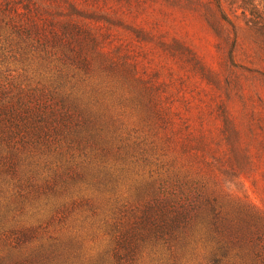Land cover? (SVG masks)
<instances>
[{"label":"trees","instance_id":"16d2710c","mask_svg":"<svg viewBox=\"0 0 264 264\" xmlns=\"http://www.w3.org/2000/svg\"><path fill=\"white\" fill-rule=\"evenodd\" d=\"M110 1L0 0V264H146L134 256L148 240L173 259L155 264L198 249L204 264H264V204L242 191L264 175V100L236 62L241 33L264 54V0H185L229 48L219 72ZM187 83L208 89L216 136L175 105ZM132 168L141 215L125 227L115 199L104 248L85 257L48 231ZM29 212L50 220L27 226Z\"/></svg>","mask_w":264,"mask_h":264},{"label":"rangeland","instance_id":"374dc122","mask_svg":"<svg viewBox=\"0 0 264 264\" xmlns=\"http://www.w3.org/2000/svg\"><path fill=\"white\" fill-rule=\"evenodd\" d=\"M115 5L124 13V23L154 29L155 36L163 35L166 41L171 37L177 38L191 47L206 66L218 72L223 71L224 67L221 62L229 48L225 44L219 48L220 40L207 25L201 13L196 8L188 6L185 0H120ZM116 29L121 34L120 38L128 42L126 33L120 28ZM241 36L242 46L238 48L236 62L254 70L251 73H242L245 85L248 86L252 95L257 93V96L259 95L264 100V54L257 51V43L250 34L241 33ZM152 46L155 47L153 44ZM155 49L159 52L154 55L155 63L171 61L170 58L160 53L159 48L155 47ZM248 55L250 57L246 58ZM203 89L208 90L200 83L195 85L187 83L184 89L185 97L176 96L178 102L175 105L179 107L181 113L190 117L196 127L202 124L205 131L216 136L219 122L215 119L214 108L212 113L204 106L210 101L209 98L204 97ZM255 98L253 99L256 102ZM182 101L190 102V107L185 108ZM237 105V103L234 105L236 111L239 110ZM137 171L132 168L128 173L120 174L114 180V184L99 188L98 191H85L82 196L89 200L88 205L76 207L63 223L62 216L59 214L51 220V227L48 231H52L60 239L74 238L85 257L91 256L97 249L104 248L108 243L106 233L109 231L105 219L114 215L112 211L115 199L120 200L118 208L122 212L120 215L123 217L125 227L132 219L139 218L141 215L138 205L144 195L145 187L143 183H140L141 175H137ZM242 191L252 203L260 206L264 204V175L261 169L243 177ZM123 205H125L124 208H122ZM21 220L29 226L37 225L39 220L50 219L45 213L32 214L29 212L22 214ZM140 246L144 248H140L134 256L139 262L155 264L173 261L161 249L160 244L148 240ZM204 257L200 249L189 251L180 257L179 264H204L202 261Z\"/></svg>","mask_w":264,"mask_h":264}]
</instances>
